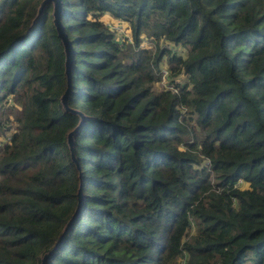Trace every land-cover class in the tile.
Segmentation results:
<instances>
[{
  "label": "trees",
  "instance_id": "obj_1",
  "mask_svg": "<svg viewBox=\"0 0 264 264\" xmlns=\"http://www.w3.org/2000/svg\"><path fill=\"white\" fill-rule=\"evenodd\" d=\"M60 1L79 169L51 3L30 25L40 0H0V133L4 100L20 105L0 148V264H39L78 186L45 264H264V0ZM161 61L174 93L152 89Z\"/></svg>",
  "mask_w": 264,
  "mask_h": 264
},
{
  "label": "water",
  "instance_id": "obj_2",
  "mask_svg": "<svg viewBox=\"0 0 264 264\" xmlns=\"http://www.w3.org/2000/svg\"><path fill=\"white\" fill-rule=\"evenodd\" d=\"M47 3H51V6H52L51 7L52 23L54 24L56 32L60 38V42H61V45L63 48V54H64V62H63L64 70H63V72H64L65 79H66L65 80L66 85H65V89H64L63 93L59 97V103L61 105L63 112L73 113V114L78 116V121H77L76 125L71 130H69L65 135V143H66L67 149L69 151V156H70L71 161L75 164L76 168L79 169L77 162H76V159H75V156H74L73 135L81 127L85 117L81 112L69 108L67 105V101H66L67 94L69 91V86H70V65H71V61H72L73 52L71 50L70 42L67 39V37L63 31V27L61 25V22H60L61 1L60 0H40L38 6L36 8L35 14L30 21V25L34 22L36 17L40 14L43 6ZM76 196H77V203H76L75 209H74L71 217L68 219V221L65 223L64 227L62 228V231L59 234L57 240L55 241L52 249L41 255L39 264H45L48 261L50 254L59 245L63 236L66 234L69 227L73 224L74 219L76 218V215L79 212V208H80L81 202H82V195L80 192V186H78Z\"/></svg>",
  "mask_w": 264,
  "mask_h": 264
},
{
  "label": "rangeland",
  "instance_id": "obj_3",
  "mask_svg": "<svg viewBox=\"0 0 264 264\" xmlns=\"http://www.w3.org/2000/svg\"><path fill=\"white\" fill-rule=\"evenodd\" d=\"M100 19L103 22V24L111 31V33L114 35V37L117 40L125 38V39L129 40V42H130V40H131L130 28L126 23H124L120 20H116L106 13L102 14L100 16ZM140 37H141L140 46L142 48H148L152 51L155 49L153 42H150L149 38L145 37L144 35H140ZM158 46L164 47L166 49H170V51H174L177 54L181 55L182 57H184L186 55L185 48H181L179 46L164 43L163 40H159ZM167 76H168V69H167L164 61H161L160 77H159L158 81H156L152 84V89L155 91L164 89V90H168L171 93H174V91L170 90L169 88H165L163 86L166 84L172 85L171 83H168L169 81H168ZM162 77H164V81H161ZM184 81H185V76H183V75H179L178 77L174 78V82L179 84V85L184 83ZM4 101H6L4 104V109H8V112H7V118H6L7 121L3 124L6 127V129L3 131V133H0V148L3 146L4 143L7 142L8 137L14 131L16 124L13 120H14L15 116L19 115V109H20V105L16 104L13 97L8 96ZM4 119H5V117L3 118V120ZM241 183L242 182L240 180H238L237 183H235V186L237 185L238 187H240Z\"/></svg>",
  "mask_w": 264,
  "mask_h": 264
},
{
  "label": "built area",
  "instance_id": "obj_4",
  "mask_svg": "<svg viewBox=\"0 0 264 264\" xmlns=\"http://www.w3.org/2000/svg\"><path fill=\"white\" fill-rule=\"evenodd\" d=\"M161 81H164V77L161 78ZM163 86H164L165 88H169L170 90H172V91H174V92L176 91L175 87L172 86V85H167V84H166V85H163Z\"/></svg>",
  "mask_w": 264,
  "mask_h": 264
}]
</instances>
